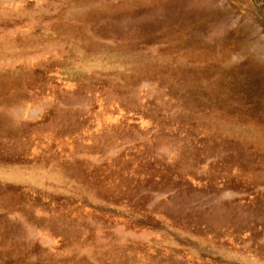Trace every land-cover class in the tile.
Segmentation results:
<instances>
[{
  "label": "rangeland",
  "instance_id": "1",
  "mask_svg": "<svg viewBox=\"0 0 264 264\" xmlns=\"http://www.w3.org/2000/svg\"><path fill=\"white\" fill-rule=\"evenodd\" d=\"M0 264H264V0H0Z\"/></svg>",
  "mask_w": 264,
  "mask_h": 264
}]
</instances>
